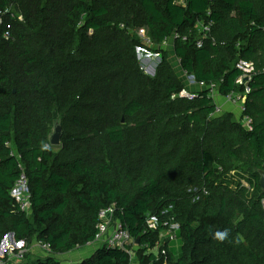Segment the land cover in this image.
Returning <instances> with one entry per match:
<instances>
[{
    "label": "trees",
    "instance_id": "1",
    "mask_svg": "<svg viewBox=\"0 0 264 264\" xmlns=\"http://www.w3.org/2000/svg\"><path fill=\"white\" fill-rule=\"evenodd\" d=\"M174 36L182 69L206 84L193 98L168 55L154 76L139 61L145 38L160 48ZM241 59L255 65L250 128L213 98L245 92ZM261 170L264 0H0V243L14 233L52 248L27 264H66L56 257L93 243L110 206L138 264H264ZM23 172L28 211L11 194ZM150 215L180 224L178 257L169 239L167 255L152 251L163 226L149 228ZM75 264L132 258L102 244Z\"/></svg>",
    "mask_w": 264,
    "mask_h": 264
},
{
    "label": "built area",
    "instance_id": "2",
    "mask_svg": "<svg viewBox=\"0 0 264 264\" xmlns=\"http://www.w3.org/2000/svg\"><path fill=\"white\" fill-rule=\"evenodd\" d=\"M177 3L182 6H186L187 0H177ZM8 12V10H7ZM12 17L18 16L17 14L12 13ZM20 17V16H18ZM214 22L209 20L207 23L202 24L201 32L202 37L197 41V46L201 47L203 45L204 39L207 38L212 30ZM11 24L7 25L6 31L4 33L6 38H10L11 36ZM140 32L145 33V30H140ZM139 32V33H140ZM184 40H187V36L183 37ZM147 42L150 41L145 38ZM236 66L242 71V75L238 79V83L244 84L246 83V91L243 94L231 93L226 96L228 102H232L234 104L241 103V111L243 112V124L246 127L250 128L251 120L249 116H245V99L246 94L250 91V87L248 85V81L251 80L253 74L255 73V65L253 62L241 59L238 61ZM200 87L206 86L204 82L198 83ZM182 94L189 98H193L195 94L192 92H188L187 90H183ZM221 107L218 106L217 112H221ZM12 196L15 197L16 201L20 204L21 209L24 211L30 210L31 207V194L28 187V179L23 172L15 184L14 188L11 191ZM264 205V199H263ZM169 211V210H168ZM163 212V215H169V212ZM99 223L97 225V236L95 241L102 242V244H107L109 247L119 248L122 250H126L131 254L134 246H136V241L133 238L129 228L125 226L120 220L115 217V208L114 206H110L105 209H101L99 213ZM149 224V228L158 229L160 226H163V230L168 229L169 240L177 239V230L180 227V224L174 221V217H168L167 219L161 221L160 218L155 215H150L147 220ZM162 230V232H163ZM39 246L47 251H51V245L49 243L39 241ZM30 247H28L27 243L24 240H17L15 238L14 233H8L0 243V264H22L24 262L27 252H29ZM163 254L167 255V249L164 248ZM167 264V263H166Z\"/></svg>",
    "mask_w": 264,
    "mask_h": 264
},
{
    "label": "rangeland",
    "instance_id": "3",
    "mask_svg": "<svg viewBox=\"0 0 264 264\" xmlns=\"http://www.w3.org/2000/svg\"><path fill=\"white\" fill-rule=\"evenodd\" d=\"M140 35L144 36L145 33L140 32ZM175 38H176V36H174L171 39V40H173V43L171 42V44H167V45L164 44L160 48H155V47L151 46L149 44V42H147L145 40L146 43H144L138 47V56H139V61H140L141 67L145 73H147L151 76L156 75L157 69H158V67L162 61V56H163V54H166V55H168L169 61L171 62V64L175 68L176 72L182 78V80L184 81L186 86L188 87L187 91L188 92H192V91L194 92V90H196L200 86L196 82L193 75L187 74L182 69L180 60L177 58V56L175 55V52H174V39ZM246 87L247 86H245V91H246ZM229 109H231V106H229V107L223 106L222 107V110H229ZM169 234L170 233H169L168 229L163 230V232H161V234H160L157 247L152 249V251H154L156 253H161V252L163 253L165 243L167 241ZM136 244H137V242H136ZM182 244H183V242L180 239H178L177 241H174V243L172 244V249H173L176 257H178V255L180 253V248L182 247ZM101 245H102V242H96V243L92 244L90 247L86 246L83 248L76 249V250L72 251L71 253L66 254L64 256H57L56 259L63 261L67 264H75L77 262L82 261L85 258L90 257L93 253H95L96 249ZM136 246H134V248L131 252L132 264H138V261L136 259L137 258L136 257V251H135V249L137 248ZM39 248H40V246L38 247V250H39ZM40 250L39 251L41 252L40 255L42 256V258H45L49 255V252L43 250L42 248H40ZM27 254L29 257L30 249H29V252H27ZM28 257L26 255L24 260H26V258L28 259ZM36 260H37L36 258H33L31 260V263L35 262ZM24 263H25V261L22 262V264H24Z\"/></svg>",
    "mask_w": 264,
    "mask_h": 264
},
{
    "label": "crops",
    "instance_id": "4",
    "mask_svg": "<svg viewBox=\"0 0 264 264\" xmlns=\"http://www.w3.org/2000/svg\"><path fill=\"white\" fill-rule=\"evenodd\" d=\"M171 42L173 43V40H170V41H167L166 42V45L167 44H171ZM198 88H200V87H198ZM244 93V92H243ZM243 93H237V94H243ZM213 98H214V100H215V102L218 104V106H227V107H229V106H231V109H229L228 111H231L232 113H234L235 114V116H236V118L238 119V120H241L242 121V119H243V112L241 111V103L242 102H239V104L237 103V104H234V103H232V102H228L227 101V97H225V96H223V95H221L220 94V92H219V90L218 89H216V90H214L213 91ZM221 107V108H222ZM225 109V108H224ZM242 122H244V120L242 121ZM167 240H168V238H167ZM175 241V240H174ZM174 241L173 242H171L170 244H169V246L172 248V244L174 243ZM94 243H96V241H94L93 243H90L89 244V247L92 245V244H94ZM35 244V245H34ZM167 245V241H166V243H165V246ZM32 247V248H31ZM38 247H39V241L38 240H34L33 241V243L30 245V255H29V257H28V254H27V257H28V259L26 258V260H25V263L24 264H27V263H31V260L33 259V258H36V259H40V258H42V256L40 255V248H39V250H38ZM173 250V249H172ZM32 253V254H31ZM69 253H71V252H69ZM69 253H66V254H69ZM66 254H63V255H58V256H64V255H66ZM83 259V258H82ZM84 260V259H83ZM27 261V262H26ZM81 262V261H80ZM65 263V262H64ZM77 263H79V262H77ZM67 264V263H66Z\"/></svg>",
    "mask_w": 264,
    "mask_h": 264
},
{
    "label": "water",
    "instance_id": "5",
    "mask_svg": "<svg viewBox=\"0 0 264 264\" xmlns=\"http://www.w3.org/2000/svg\"><path fill=\"white\" fill-rule=\"evenodd\" d=\"M62 127L59 124H55L54 129L50 135V143L52 146L58 147L61 144ZM260 185L264 191V170L260 171ZM138 243V240H137Z\"/></svg>",
    "mask_w": 264,
    "mask_h": 264
}]
</instances>
